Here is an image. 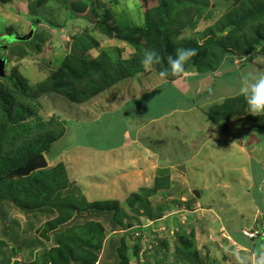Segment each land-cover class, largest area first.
<instances>
[{
    "label": "rangeland",
    "instance_id": "1",
    "mask_svg": "<svg viewBox=\"0 0 264 264\" xmlns=\"http://www.w3.org/2000/svg\"><path fill=\"white\" fill-rule=\"evenodd\" d=\"M262 2L264 0L107 2L123 4L122 7H127L125 13L127 16L136 14L132 16L134 26L142 27L145 18L140 6L147 7L148 11L157 7L159 12L162 4L165 9L157 13V16L160 15L158 16L161 22L160 29L164 30H161L164 34H168V42L176 41L169 34L173 32L177 40L186 38L192 41L186 48L195 50L199 48V52L203 53L200 57L201 63L194 64L193 57L191 58L180 78L169 76L162 79L159 72L168 69V57L175 56L178 49L172 50L169 55L166 49H162L160 53H164V58L161 59V63L157 64V67L145 69L141 60L144 52L148 51L145 42L151 34L146 35V39H141L144 52L135 53L133 43L127 39L109 37L103 31H98L97 25L102 23L105 11L110 7L107 3L106 6L102 4L94 7L95 12L89 15L93 16L95 21L91 22V19L85 21L80 18L64 21L71 6L86 8L90 0H49L47 5L40 3L41 7L37 8L30 6L31 0H0V68H5L6 71L5 76H0V86L7 92V98H4L7 115H0V124L5 121L8 124L0 133L4 136L1 138L3 142L13 133L20 136V133L24 132L25 125L30 124L26 117L44 114L48 116L50 111L57 110V114H62L65 119L72 118L67 122L72 130L69 136L65 135L66 140L61 138L52 144V153L61 151V148L67 147V143L69 147L76 146L63 151L55 159L41 153L46 161L42 168L58 167L68 183L73 182L79 186L90 201L115 198L124 202L131 196V201L122 205L123 209L120 208L128 214L134 209V201L137 200L135 197L148 199L146 209H139V212L130 215L125 214L127 216L125 219L131 220L133 224L131 227L150 225L154 231L151 234L150 232L141 234L143 239L140 242V259L131 249V244L136 241L137 232L131 234L123 231L121 226L113 223L112 215L106 221L95 219L102 222L104 230L108 232L103 236V243L95 235L87 237V227H76L71 233L72 238L78 234L91 238L89 239L92 242L91 248H96L100 242L101 245L96 250L97 263L119 264L115 248L108 247L107 243L113 240L117 245L123 236L127 244L126 256L129 264H145L148 261L152 263L151 255L158 246L164 248L159 255L165 259L166 264H179L182 256L176 254V250L180 249L181 245L186 246L187 241L190 243L189 249L192 250L187 252L195 255L197 263L242 264L243 261V264H256L257 252L264 243L258 239L252 241L242 232L252 228L264 232V132L246 133V130L239 127L240 122L232 119L225 127L222 123L215 124L208 119L206 109L215 102L213 100H221L224 95L240 93V78L243 73L264 69V50L258 49L264 43V6H255ZM259 8H263V12L257 19L235 26L236 22ZM197 11H202L199 17L195 16ZM149 12L153 15L152 10ZM206 12H209L207 17ZM42 15H45L47 21L52 20L59 26L65 23L63 27L51 29L48 27L49 23L41 18ZM177 17L181 21H176ZM184 21L194 23L190 26ZM34 32L44 36V42L38 50L32 51L26 44L18 45L23 41L16 40L15 35L29 38ZM92 37L97 41L96 46L87 49L81 56L89 60L94 54L104 52L108 58V61H105V71L110 70L109 73L114 76L107 82L105 78L104 82L101 81L95 87H91L92 93L101 87L114 84V81L119 82L122 78H117L121 76L125 83L117 84L109 90L97 93L94 99H89L86 106L80 107L88 110L87 114L79 111L74 102L50 96L43 90L39 91L41 90L39 86L47 81L51 70H56L62 61L68 58L78 38L89 40ZM152 39L155 42L161 41L159 45L152 41L154 48L158 49L160 46L166 48L168 42L154 36ZM221 42L225 49L219 46ZM194 44L196 46H193ZM20 47L26 51L25 57L15 55L14 50ZM254 51V56L249 57ZM218 61L221 62L216 71L218 79L215 80L211 75L215 72L211 65ZM200 64L203 67L210 64L209 68H205V71H210L199 77V80H192L191 78H197L194 75ZM10 77L14 79L9 80ZM163 83L174 89L160 90L163 96L153 97L148 102L150 105L146 112L136 118L137 113L134 111L132 113L134 118L126 119V125L130 123L135 126L133 132L136 131L132 140L126 144L127 147L99 151L84 145L88 142L99 147L116 145L123 137L121 133L104 130L106 126L108 128L115 126V130L120 129L121 125L116 123L117 121L91 123L90 120L98 117L112 104H117V99L125 97L126 102L129 97H136L135 99L141 100L145 93L161 88ZM210 85L214 87L201 98V95L198 97L199 105L196 107L165 113L158 104L162 99H165L163 103L167 104L175 91L193 96L203 92ZM76 94L78 96L75 97H81L79 88ZM29 95L34 96L36 105L29 106L30 110L26 111ZM156 112H161L160 117L153 120L157 118L152 116ZM142 119H145L143 122L148 119L153 121L141 126L139 122ZM77 126L81 128L79 131L76 129ZM262 127L264 130V125ZM53 128L51 122H47L45 129ZM23 134L25 135L20 137L22 139L27 135L31 136L29 133L26 134V131ZM28 140L31 141V137ZM22 141L14 144L7 142L0 146V174L5 173L9 179L11 176L13 179L17 177L16 173L21 170L12 169L11 166L23 158L20 153L27 143ZM159 170H166L165 173L170 178L169 186L152 190L149 187L162 176ZM53 173L57 174L55 170ZM134 192L136 194H133ZM40 208L42 210H25L10 200L0 202V241L7 244L4 247L0 244V252L8 255L9 251H5L8 244L15 246L16 250H21V255L16 253V256H12L7 263L0 255V264H46L43 252L57 245L54 229L66 224L71 227L72 224H83L90 217L86 211L75 210L67 220L48 228L46 222H55L58 212L50 210L49 207ZM120 213L122 212L116 214ZM2 214L4 221H8L4 222V228ZM110 228L122 236L112 234V230L109 232ZM83 244L88 246L90 242ZM251 244H254V247ZM78 247L83 246L79 244ZM146 250H149L147 257L142 256L141 253Z\"/></svg>",
    "mask_w": 264,
    "mask_h": 264
},
{
    "label": "trees",
    "instance_id": "2",
    "mask_svg": "<svg viewBox=\"0 0 264 264\" xmlns=\"http://www.w3.org/2000/svg\"><path fill=\"white\" fill-rule=\"evenodd\" d=\"M48 1L49 0H31L30 6H34L37 8V6H39L40 3L46 4ZM109 1L110 0L107 1L90 0L89 6L86 8L82 7L81 9L80 6H71V9H68L66 13V18H64L65 19L64 21L73 18L75 19L80 18V19H84L85 21L91 19V22H94L95 18H93V16H90L89 13L95 12V8H94L95 6L102 4H105L106 6V3ZM111 1L113 2V0ZM107 6L110 7H108L107 10L105 11L102 23H100V25H97L98 31H103L109 37H115V38L121 37L123 39H127V41H129L130 43H133L134 48L136 50L135 53L144 52L145 49L142 46L141 39L143 38L146 39V35L150 36V34L151 36L149 38L147 37L146 39L148 41L145 42L146 45L145 48L148 50L156 51L160 55L161 59L164 58V53L163 54L160 53L162 52V49H166V53L169 55L172 53L171 52L172 50L176 51L177 49H185L186 46L189 45L190 42H192L190 39H186V38L177 40L176 37H174L176 36V34L173 32L169 34H171L174 40L176 41H172L171 43L168 42L167 40L168 34L167 33L164 34V32L161 31L163 29H160L161 22H159L160 17H158L160 15L157 16V13H161L165 9V6L162 7V4L159 9V12L157 10V7H154L153 9L151 8L149 10V11L151 10L153 11L154 16L151 15V12L147 10V7L145 8L144 6H140V8H142L143 16L145 18V23L143 24V27L134 26L135 21L132 19V16L134 17L136 14L132 13L131 15L127 16V14H125L127 12V7L125 8L122 7L123 4L120 5L118 3H112V4L107 3ZM117 6H119V8ZM200 6H204V5H200ZM255 6H264V2L257 3ZM262 9L259 8L256 12H253L251 15L245 16V18L240 19L238 22H236L235 26H241L245 24L246 21L248 20L257 19V17L260 16L261 13L263 12ZM208 10L210 11L211 9ZM200 13H202V11H197L195 16L199 17ZM208 13L209 12H206L205 17L208 16ZM178 17L176 21H181L180 19H178ZM41 18L45 19V15H42ZM47 22L49 23L48 27L51 29L53 27H63L65 23L63 22L61 23L62 26H59V24L57 25L52 20H49ZM184 22L185 24L190 26L194 23L192 21H184ZM93 25L95 24L93 23ZM153 36L158 39H163L162 40L163 42L165 41L168 42L166 44V48H163L162 46H160V48L158 49L154 48L153 42L154 44L159 45L161 44V41H157V42L153 41L152 39ZM15 39L18 40L19 42L22 40L23 42L18 45L22 46L26 44L31 48L32 51L38 50L41 44L44 42V36L41 33H35V32L29 38L25 36L15 35ZM96 44L97 41L93 37L90 38L89 40L85 38H78L75 44L72 46L71 48L72 50L69 52L67 56L68 58L64 59L62 61V64L59 65L56 68V70H51L49 72L47 76L48 78L47 81H45L39 86L41 89L39 91L42 90L46 91V93H48L50 96L67 99L71 102L76 103L77 106H79L81 104H87L89 99L90 100L94 99L97 93L100 94L103 91L111 89L117 84L125 83L124 82L125 80H123V76H121L120 78H117V79L122 78L121 80H119V82L115 83L114 81V84H109L104 88L101 87V89H99L97 92L92 93L93 88L91 87L93 86L95 87L97 84H99V82L103 81L105 78H106L105 82H107L109 79L114 78V76L112 77V75L109 73L110 70L107 69V72L105 71L106 69L105 61H108V58L105 54H103L104 52L100 51L97 55L94 54L95 56L93 55L92 58L89 60H87L85 56L84 57L81 56L82 53H85V51L87 49H90L91 47H95ZM13 45H17V44H13ZM193 46H196V44H194ZM219 46L225 49L224 44L222 42L219 43ZM119 49L122 50V48ZM258 49L260 51H263L264 43L261 44V46ZM14 52L15 55L20 58L22 56L24 57L26 56V51H24V49L21 47L20 49L18 48L17 50H14ZM196 52L197 54L192 59V63L194 64L195 62L199 63L201 61L200 57H202L203 54L202 52H199V48L196 49ZM254 54L255 51L249 57L254 56ZM220 62L218 61V63L211 65L214 68L213 70H215V72L212 73L215 80L218 79V76H216L215 73L218 67L220 66ZM154 66L157 67L156 65ZM209 67L210 64L206 67H203L200 64V68H198V71H196V74L194 76L198 78L206 75L210 70L205 71V68H209ZM0 71L2 72L0 73V76L6 75L5 68L1 67ZM181 75L176 76V79L180 78ZM173 78H175V76H173ZM13 79L11 77L9 78V80H13ZM213 87L214 85H211V87H209L208 89L204 90L199 94H193V96H190V94L183 95L175 91L174 95L172 96V99L170 101H167V104L163 103L165 99L160 100V103L158 104L161 106V109L165 111V113L171 112L176 109L186 110L189 108H193L194 106L196 107L199 105L198 103L199 99L204 94L209 92L210 88ZM78 88L81 92V97L79 96V98L75 97L78 96L76 94ZM156 89L158 90L156 91ZM156 89L153 92L145 93V96L140 98L141 100L138 99L137 101L140 102L143 106V104H148V102L151 101L153 97H155L156 95H158V97H162L163 95L160 93V90H166L170 88L164 89V87L161 88L159 87ZM199 96L200 98L198 99ZM4 98H7V92H5V90H3V88L0 86V115L6 116L7 104L5 103ZM213 101L215 102L207 106L208 109H206V111H208L207 117L213 123L215 124L222 123V125H224L223 127H225L228 121L234 120L240 122L239 127L243 128V130H246V133L252 131L264 132L262 127L264 125V115L253 117L252 114L248 113L247 102L241 93H236L227 96L224 95V97H222L221 100H213ZM26 105H27L25 107L26 111L30 110V107L36 105L34 96L29 95V100H27ZM134 111L137 110L135 109L131 112ZM142 111H144V109H141V112ZM57 112H58L57 110H53L50 111V114L48 116L44 114L40 116L26 117L30 124L25 125V130L24 132L20 133L21 134L20 136L19 134L13 133L12 135H10V138L8 140L3 142L1 138L4 136L0 135V146H3L7 142L13 144L16 142L22 143L23 142L22 140H24L27 143L22 147V151L20 153V155L23 157L22 160H20L14 166H11L12 169L14 168H16V170L23 169L26 166L27 162L37 154L46 153L50 159H55L57 157L59 150L56 153L55 152L52 153V148H51L52 144L61 138H63V140H66L67 138H65V135L69 136L72 130L70 125L67 124L69 119L68 120L65 119L64 117H62V114H57ZM157 113L161 114V112H156L155 113L156 117H157ZM49 121L51 122V127H54L53 129H45L47 122ZM7 127L8 124L6 123V121L0 124V133L1 130H5ZM26 127L29 128L26 129ZM76 129L79 131V129L81 128L77 126ZM25 131L26 134L29 133L31 134V136L27 135V137H25L24 139L20 138L23 135H25L23 134L25 133ZM29 137H31V141L28 140ZM66 146L69 147L68 143L66 144ZM54 170L55 172H57V174L53 173ZM159 171L162 173L161 174L162 176L158 177L156 181L153 183V185L149 187L152 190L157 188L162 189V187L164 188L169 186L168 180H170V178L169 175L165 173L166 170H159ZM20 172L21 170L18 173H16L17 177H15L14 179L12 178V176L10 179L7 178V176H5V173L0 174V202L5 200H10L12 202H15V204L21 206V208H24L25 210H33V209L42 210V208L40 207H44V208L49 207L50 210L52 211L56 210L58 212V216H57L58 218H56L55 222H50V221L46 222L47 223L46 227L48 226V228L54 227V225H58V223L67 220L68 217L75 210L86 211V213H88L90 217L91 216L94 217V218L88 217L89 220L86 219L85 220L86 222H84L83 224H72V227L66 224L65 226L59 229L56 230L54 229L55 231L54 237L57 239V245L52 246L48 250H45L43 252V258L46 264L47 262L49 264H95V263L99 264L97 263L98 256L96 250H98L97 248L100 247L101 245L100 242L103 243L104 234H108V232H106V229L104 230L105 226L103 225V223L100 221L97 222L95 221V219L99 218L106 221L108 217L109 218L111 217V215H112L113 223L117 224L118 226H121L123 228V231H127L126 233L135 234V232H137L136 241H134L131 244V249L133 254L136 255L137 258L139 259L141 258L139 257L140 256L139 249L141 247L140 242L143 239L141 234H144V232H150L151 234L154 231L152 230V226L150 225L146 227H142V226L136 228L131 227L133 226V224L131 220L125 219L127 217L125 216V214L130 215L133 212L135 213L139 212L140 211L139 209L142 208L146 209L148 199L139 196L138 198L135 197L134 199L137 200L134 201L135 203L134 209L132 210V212L130 211V213L128 214L126 211L123 212L121 209H123L122 205H124L125 203H129V201H131L130 194H129L130 198L126 199L124 202H120L115 198L97 199L90 201L87 200L86 196L83 193V190L79 186H76V184H74L73 182L68 183V180H66L65 175L62 172H60L58 170V167L56 166L39 168L27 174H20ZM133 194L136 193L134 192ZM112 211H114V213H112ZM120 211L122 213L116 214ZM2 217H4L3 214L1 215V218ZM2 220H3L2 228H4V222H8V221H4V218H2ZM80 226H83L82 228H86V227L88 228L87 237H91L92 235H95V237L100 240L99 244L95 246L96 248H91L92 242L89 240L91 238H87L84 234H78L74 238L71 237V233L76 229V227H80ZM253 229L254 228H252L251 230ZM111 230L112 229L110 228L109 232ZM258 230H259L258 234L250 240L253 241L255 239L256 240L258 239L260 240V242L264 243V237L261 236V232H260L261 230L260 229ZM111 232L112 234H117L122 236V234L116 233V230L114 229ZM77 241L78 242L80 241V243H77ZM83 242H90V244L88 246H85ZM125 243L126 242L124 241L123 236L120 237L119 244L117 245H115L113 240H109L107 243L108 247L115 248L119 264H129L126 256L127 244ZM0 244L3 247L4 245H7L5 244V242L2 241H0ZM79 244H81V246L83 247H78ZM189 244L190 243H188L187 241L186 246L181 245V248L176 250V254L179 253L182 256L181 263L179 264H201V263H197L194 254L187 252V251H192L189 249L188 246ZM254 244L253 245L251 244V246L254 247ZM163 249H164L163 247L161 248L160 246H158V248H156L154 250V253L151 255L153 257V262L151 263L150 261H148L145 262V264H166L165 259L161 258V256L159 255L162 251H164ZM5 251H9V254L5 256L4 252L3 253L0 252V255L3 256L6 263L10 260L12 256L15 257L16 253L21 255V250H16L15 246H11L9 244L7 246V250ZM148 253L149 250L148 251L146 250L141 254L142 256L147 257ZM182 254H184L185 256L183 257Z\"/></svg>",
    "mask_w": 264,
    "mask_h": 264
},
{
    "label": "clouds",
    "instance_id": "3",
    "mask_svg": "<svg viewBox=\"0 0 264 264\" xmlns=\"http://www.w3.org/2000/svg\"><path fill=\"white\" fill-rule=\"evenodd\" d=\"M196 54L195 49H178L175 56L168 57V69L160 71L159 76L166 79L169 76L183 74L185 66ZM141 63L145 69H150L161 63V57L156 51L148 50L144 53ZM240 93L247 102L248 113L257 116L264 115V69L243 73L240 78ZM256 264H264V244L257 252Z\"/></svg>",
    "mask_w": 264,
    "mask_h": 264
},
{
    "label": "crops",
    "instance_id": "4",
    "mask_svg": "<svg viewBox=\"0 0 264 264\" xmlns=\"http://www.w3.org/2000/svg\"><path fill=\"white\" fill-rule=\"evenodd\" d=\"M256 59V58H255ZM210 75V74H209ZM213 76V74H211ZM216 75V73H215ZM203 77V76H202ZM192 80H199L200 78H191ZM214 79V78H213ZM211 86V85H210ZM209 86V87H210ZM161 87H164V89L166 88H170V89H174L172 87H169L168 85H166L165 83H163L161 85ZM208 87V88H209ZM206 88V89H208ZM205 89V90H206ZM178 91V90H177ZM179 92V91H178ZM180 93V92H179ZM237 93V92H236ZM235 93V94H236ZM233 95V94H231ZM136 97H129V100H127L126 102H124L125 100V97H122L121 100H118L117 99V104H112L110 106V108L106 109L104 112L100 113L98 115V117H94L93 119L90 120L91 123H96V122H104V123H108V122H114L117 121L116 123H119L121 125L120 129L118 130H115L114 127H111V128H108L107 126L105 127V130L104 132H108V131H112V133H121V135L123 136L122 138H120L119 142L116 144V145H111V146H104V147H99V146H96L94 145L93 143H86L84 145H86L87 147H90V148H94V149H97L99 151H103V150H110V149H118V148H123V147H127L126 144L129 142V140H132L135 132H133L135 130V126L131 125L130 123H127L126 119L128 118H134V115L132 114L133 110H137L136 111V118L137 116H140L142 115L144 112L147 111V108L149 107L148 104H142L140 102L137 101V99H135ZM138 102V103H137ZM82 106H86V104H81L77 107H79V110L83 112H86L88 114V110H83V109H80V107ZM142 106V107H141ZM87 109V108H86ZM141 109H144V111L141 112ZM152 116H155V113H153ZM159 116V113H157V118H154L153 120H157ZM68 119H72V118H68ZM143 120L145 119H142L140 122H139V125L143 126V125H147L148 122H151L153 121L151 119V121H148L150 119H148L146 122H143ZM115 123V124H116ZM114 124V125H115ZM126 126V127H125ZM125 127V129H124ZM134 129V130H133ZM134 133V134H133ZM66 138V137H65ZM76 145H74L73 147H67V148H61V151H58V155L56 158H58L63 151L65 150H69V149H73Z\"/></svg>",
    "mask_w": 264,
    "mask_h": 264
},
{
    "label": "water",
    "instance_id": "5",
    "mask_svg": "<svg viewBox=\"0 0 264 264\" xmlns=\"http://www.w3.org/2000/svg\"><path fill=\"white\" fill-rule=\"evenodd\" d=\"M3 61V60H2ZM0 73H2L0 71ZM46 165V161H45V158L43 156V154H37L35 156H33L26 164V166L21 169V172L22 174L25 173H29L33 170H36V169H39V168H42ZM194 193L196 195H198V192L196 190H194Z\"/></svg>",
    "mask_w": 264,
    "mask_h": 264
},
{
    "label": "built area",
    "instance_id": "6",
    "mask_svg": "<svg viewBox=\"0 0 264 264\" xmlns=\"http://www.w3.org/2000/svg\"><path fill=\"white\" fill-rule=\"evenodd\" d=\"M258 232L259 231L257 229L244 230L243 231V234L245 235L246 238L252 239V238H254L258 234ZM261 236L264 237V232H261Z\"/></svg>",
    "mask_w": 264,
    "mask_h": 264
}]
</instances>
